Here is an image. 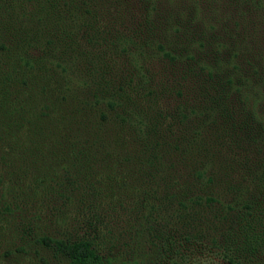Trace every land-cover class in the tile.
<instances>
[{"label": "trees", "instance_id": "obj_1", "mask_svg": "<svg viewBox=\"0 0 264 264\" xmlns=\"http://www.w3.org/2000/svg\"><path fill=\"white\" fill-rule=\"evenodd\" d=\"M262 19L264 0H0L2 261L140 264L157 220L264 257Z\"/></svg>", "mask_w": 264, "mask_h": 264}, {"label": "rangeland", "instance_id": "obj_2", "mask_svg": "<svg viewBox=\"0 0 264 264\" xmlns=\"http://www.w3.org/2000/svg\"><path fill=\"white\" fill-rule=\"evenodd\" d=\"M247 24L249 27L250 36L253 40V45L259 46L258 50H264V19L260 20H252ZM9 24L10 21H9ZM256 25V26H255ZM9 45V44H8ZM13 51L17 50V47L11 48ZM254 53H258L253 50ZM250 197L261 199V194L255 187L252 188ZM156 225L160 227L162 232L168 228L166 233H170L169 237L166 241H168L167 245L161 247L159 251L151 249L149 251V257H143V259L139 262L140 264H226L225 260L220 257V254L217 250L210 246L209 241H196L185 240L182 238L180 230L175 228L173 223H169L162 220H157ZM98 250L103 254L110 253L104 252L106 247H102ZM3 247V243H0V249ZM97 248V247H96ZM4 251V248L1 249L0 253ZM116 252V248L113 249V253ZM8 264H23L20 260L16 261L13 257L7 258ZM0 264H6V262L2 261L0 258ZM245 264H264V257H260V260L248 261Z\"/></svg>", "mask_w": 264, "mask_h": 264}]
</instances>
